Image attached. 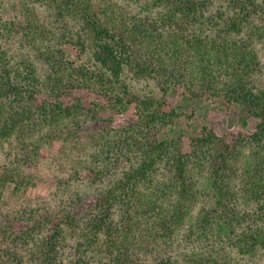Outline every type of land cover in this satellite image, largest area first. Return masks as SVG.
<instances>
[{
	"label": "trees",
	"instance_id": "16d2710c",
	"mask_svg": "<svg viewBox=\"0 0 264 264\" xmlns=\"http://www.w3.org/2000/svg\"><path fill=\"white\" fill-rule=\"evenodd\" d=\"M120 1L0 0V204L8 189L19 202L35 186L27 170L44 146L60 140L69 146L71 137L90 127L84 101L66 104L63 97L91 91L119 113L135 106L138 118L79 147L72 165L87 161L92 182L110 185L86 217L29 201L16 208L4 204L0 264L261 263L264 86L255 75L261 65L256 43L264 41L263 3ZM214 2L223 8L216 34H187ZM12 3L18 12L6 18L2 10ZM130 7L164 13L139 16ZM39 8L55 12L65 33L49 29ZM62 45L88 53L96 71L73 68ZM128 72L157 82L164 94L179 85L194 99L243 106L257 131L232 139L204 125L189 139L187 152L186 143L164 135L183 114L133 90ZM88 111L98 119V108ZM17 223L24 227L17 230Z\"/></svg>",
	"mask_w": 264,
	"mask_h": 264
},
{
	"label": "rangeland",
	"instance_id": "374dc122",
	"mask_svg": "<svg viewBox=\"0 0 264 264\" xmlns=\"http://www.w3.org/2000/svg\"><path fill=\"white\" fill-rule=\"evenodd\" d=\"M259 2L264 5V0H259ZM120 3L127 4L123 0ZM221 8L219 2H214L208 13L199 20L200 22L198 20L192 22L193 24L188 26L185 32L192 36L195 30L203 38L215 35L216 25L220 24L219 12L223 9ZM16 10L17 8L12 3L5 6L2 12H4L6 18H11L14 16V12H18ZM130 10L139 16L151 13L155 18L164 13L147 12L140 7H130ZM39 12L41 16L49 20L47 22L49 29H57L59 35L65 33L62 29L63 23L55 17V12L47 8H39ZM212 17L213 20L210 23ZM75 27L77 29V26L71 25L70 29L76 30L73 29ZM163 30L162 32H164ZM61 49L65 54V60L73 68H85L90 72L96 71L93 60L88 53L80 54L75 47L69 45H62ZM256 50L261 65L259 72L255 75V81L259 86H264V41L259 40L256 43ZM125 79L136 92L142 95L150 94L160 101L165 100L167 110L176 109L183 114L181 121L166 129L164 135L169 140H181L186 143L187 152L189 139L196 135L204 125L212 127L218 134L226 135L232 139L239 135L252 137L257 131V121L251 117L243 106H229L223 99L218 98L194 99L187 95L183 86L179 85L169 86L168 93L164 94L157 82L137 78L131 72L126 74ZM73 95L74 99L68 96L63 97V100L66 104H72L77 98L83 100L86 107V124L90 127L85 129L84 132H78L71 137L69 146L64 140H60L54 143L53 146H44L40 150L36 163L27 170L28 174L37 179V182L35 181V186L28 188L26 194L19 199V202L29 201L32 205L36 204L40 207L47 204L54 213L64 209L66 212L75 213L77 217H86L91 212L90 207L94 204L96 198L104 194L110 185L94 184L92 182L87 161L80 163L78 159L72 165L75 162V157L81 151L79 147H83L87 140L96 137L106 128L123 130L138 123V118L133 105L119 113L109 107L106 100L104 101L91 91L78 90L73 92ZM96 104H100L102 108H99ZM90 108L100 110L98 119L92 118V113L88 111ZM11 190L8 189L5 193L4 204H7L9 208H16L19 202L11 197ZM78 196L83 199L81 204L76 198ZM74 202L79 206H74ZM4 204H0V211H6ZM23 227L24 224L17 223V230ZM0 259L3 261L1 257ZM257 264H264V261Z\"/></svg>",
	"mask_w": 264,
	"mask_h": 264
}]
</instances>
